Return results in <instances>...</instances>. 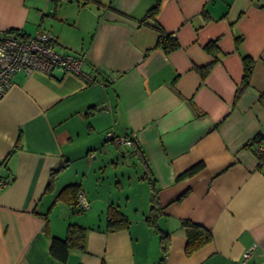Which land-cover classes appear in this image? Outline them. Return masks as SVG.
<instances>
[{
    "label": "crops",
    "instance_id": "0c3cea01",
    "mask_svg": "<svg viewBox=\"0 0 264 264\" xmlns=\"http://www.w3.org/2000/svg\"><path fill=\"white\" fill-rule=\"evenodd\" d=\"M96 1L0 0V33L44 29L58 52L84 56L83 75L20 70L0 97V264H158L160 230L163 264H264V150L250 144L264 137V0H162L155 18L179 43L168 52L139 22L156 0ZM211 40L202 79L194 67L213 59ZM242 54L254 64L234 99ZM109 131L135 132V143L115 144ZM110 206L127 226L106 229ZM182 219L211 232L190 254ZM70 223L86 228L84 249L59 261L50 239Z\"/></svg>",
    "mask_w": 264,
    "mask_h": 264
},
{
    "label": "trees",
    "instance_id": "16d2710c",
    "mask_svg": "<svg viewBox=\"0 0 264 264\" xmlns=\"http://www.w3.org/2000/svg\"><path fill=\"white\" fill-rule=\"evenodd\" d=\"M56 2L57 0H52ZM65 1V0H62ZM90 1L97 2L96 0H83V3L86 4ZM162 0H156L155 4L149 8L143 17L139 22L142 24H146L149 27L153 28L158 33V38L156 42V46L161 47L164 51L168 52L171 51L179 46L178 40L176 36L171 32H166L161 25L157 22L155 16L159 10L160 4ZM8 34L11 35H17L24 37V34L19 32L15 29H10L8 31H5ZM242 41V36L235 37L234 44L236 48L240 45V42ZM204 50L208 53H210L213 56V59L208 62L207 64L203 66H196L194 67L200 77L203 79L208 74L212 64L215 61L214 54L218 50L217 41L211 40L207 42L203 46ZM241 62H242V77L239 85L236 88L234 99H237L239 95L242 93V91L248 86L250 74L252 71V67L254 64V60L251 56L247 54L241 55ZM258 101L264 107V90H262L259 93ZM128 134V133H127ZM264 137H262L260 134L255 135L251 140L250 144H257L254 148V151L257 153V148L259 146L264 147ZM135 140L132 141L131 145H133ZM16 146V145H15ZM260 157V155H259ZM203 166L202 162H197L187 169H185L183 172H181L177 178L185 177L192 175L199 171ZM0 179L3 180V184L6 185V177H1ZM150 183L152 184V194H151V207L150 212L146 216V220L148 224L154 225V219L157 217L158 213V201L156 197V188L154 187L153 181L150 180ZM67 193L68 190L71 192H77L76 197L71 201L72 209H74L77 212L83 211L84 208L81 206L78 207L79 203L77 201V195L79 194V191H76V188L74 185L66 187L64 189ZM78 204V205H77ZM106 229L108 231H114L121 227L127 226L128 221L123 213H121L119 210H117L114 207H109L106 214ZM180 227L183 229L185 236H186V245H185V253L190 254L192 251L200 247L201 245L207 243L211 239V232L209 229L205 228L201 224H198L196 222H193L188 219H182L180 221ZM85 236H86V228L84 226H81L76 223H70L67 226V231L64 237H51L50 243H49V252L50 254L58 259L59 261H65L69 250L72 248L77 249H84L85 245ZM169 234L163 231H159V247L161 251V255L158 260V264H163V260L167 251V241H168ZM103 264V263H102Z\"/></svg>",
    "mask_w": 264,
    "mask_h": 264
},
{
    "label": "built area",
    "instance_id": "2783aa9c",
    "mask_svg": "<svg viewBox=\"0 0 264 264\" xmlns=\"http://www.w3.org/2000/svg\"><path fill=\"white\" fill-rule=\"evenodd\" d=\"M57 37L47 30L39 29L34 35L21 37L6 32L0 33V97L6 92L11 84L15 72L24 70H39L44 73H51L57 69L60 72H71L83 75L82 66L84 56L70 52L60 53L54 48ZM135 132H129L123 136H115L109 131L106 138H112L115 144L131 145L135 140ZM264 147L259 146L257 153L260 154ZM4 186L0 179V188ZM78 203L82 208L85 202L81 195H78ZM250 250L244 252V260L248 257ZM244 264V261L238 262Z\"/></svg>",
    "mask_w": 264,
    "mask_h": 264
},
{
    "label": "rangeland",
    "instance_id": "374dc122",
    "mask_svg": "<svg viewBox=\"0 0 264 264\" xmlns=\"http://www.w3.org/2000/svg\"><path fill=\"white\" fill-rule=\"evenodd\" d=\"M73 1H75V0H73ZM57 5H61V3L58 2ZM118 151H119V152L121 151V152H123L124 154H127V155H125V156H126V159H125L124 162H125L127 165H129L128 162H129L130 159H129V154L126 152V149H124V147H122V148H118ZM131 167H132V166H131ZM109 175H110V174H108V173L105 174L106 177H108ZM152 230H153V229H152ZM153 231H154V230H153ZM151 233H153V232L151 231ZM150 254H152L151 251H150Z\"/></svg>",
    "mask_w": 264,
    "mask_h": 264
}]
</instances>
